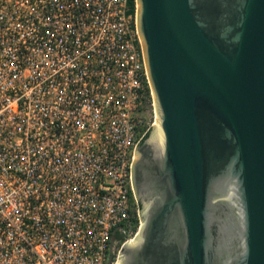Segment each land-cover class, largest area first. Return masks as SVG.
<instances>
[{
	"label": "built area",
	"instance_id": "built-area-1",
	"mask_svg": "<svg viewBox=\"0 0 264 264\" xmlns=\"http://www.w3.org/2000/svg\"><path fill=\"white\" fill-rule=\"evenodd\" d=\"M128 2L0 0V264H116L140 231L156 117Z\"/></svg>",
	"mask_w": 264,
	"mask_h": 264
},
{
	"label": "water",
	"instance_id": "water-1",
	"mask_svg": "<svg viewBox=\"0 0 264 264\" xmlns=\"http://www.w3.org/2000/svg\"><path fill=\"white\" fill-rule=\"evenodd\" d=\"M155 121L116 264H264V0H135Z\"/></svg>",
	"mask_w": 264,
	"mask_h": 264
},
{
	"label": "trees",
	"instance_id": "trees-1",
	"mask_svg": "<svg viewBox=\"0 0 264 264\" xmlns=\"http://www.w3.org/2000/svg\"><path fill=\"white\" fill-rule=\"evenodd\" d=\"M128 5L133 10L134 9V0H129Z\"/></svg>",
	"mask_w": 264,
	"mask_h": 264
},
{
	"label": "flooded vegetation",
	"instance_id": "flooded-vegetation-1",
	"mask_svg": "<svg viewBox=\"0 0 264 264\" xmlns=\"http://www.w3.org/2000/svg\"><path fill=\"white\" fill-rule=\"evenodd\" d=\"M139 204V203H138ZM139 207H140V205H139ZM120 238V235H116V236H114L113 237V240H112V242L114 243L116 240H118Z\"/></svg>",
	"mask_w": 264,
	"mask_h": 264
}]
</instances>
